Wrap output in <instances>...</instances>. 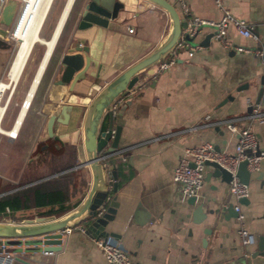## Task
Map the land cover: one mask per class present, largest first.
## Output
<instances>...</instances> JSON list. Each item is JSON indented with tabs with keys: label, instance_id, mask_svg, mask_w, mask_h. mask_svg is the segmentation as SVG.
Here are the masks:
<instances>
[{
	"label": "crops",
	"instance_id": "crops-1",
	"mask_svg": "<svg viewBox=\"0 0 264 264\" xmlns=\"http://www.w3.org/2000/svg\"><path fill=\"white\" fill-rule=\"evenodd\" d=\"M183 1L186 13L180 12L178 5L174 4L182 18L196 15L216 19L219 16L220 11L213 0ZM125 2L116 18L110 19L106 27L92 26L74 35L80 43L88 44L90 65L72 90H67L66 83L56 84L51 81L57 73L59 55L68 42L75 40L70 37L72 24L66 27L60 40L55 68L48 74L35 100V112L42 113L45 120L50 109L52 114H56L62 102L80 103L77 122L65 124L61 134L55 130L63 146H74L77 161L83 158L80 117L90 98L84 91L85 87L88 84V87L92 84L101 86L119 69L148 51L160 40L168 26V15L162 8L144 0ZM222 2L230 12L251 25L255 38L239 34L229 24L222 38L211 35L206 45L198 44L191 54H187L188 45L197 43L205 33L212 30L209 25H202L192 40L181 39L175 47L174 61L165 69L154 76L147 69L140 71L131 88L120 93L122 99L113 113L112 129L118 126L115 147L129 148L124 152V160L113 155L107 158L108 173L113 178L110 170L115 162L120 161L126 171H131V176L115 193L118 204L106 228L116 235L107 236L127 250L134 264H264V256H249L248 250L253 248V242L242 244L239 241L236 233L238 223L234 216L224 218L219 213L216 219L206 215L199 221H193L192 218H199L202 213L191 214L192 206L185 201L186 197L181 195L178 183L170 176L173 165L186 145L207 139L217 144L219 149L231 150L236 132L224 126H189L198 122L206 112L216 118L247 111V106L255 102L260 85L259 76L264 72V64L256 50V46L264 42V0ZM56 21L49 29L48 37ZM127 25L132 26L131 31L127 30ZM236 44L248 49L237 50L234 47ZM242 84L246 85L236 89ZM257 102L264 107V79ZM2 104L5 108L0 117V125L7 108L8 95L5 99L0 97ZM18 112L17 109L8 116L9 125L1 127L11 129ZM24 115L25 112L15 135L0 132L9 143L0 148V183H19L12 188L21 187L68 168L80 167L87 178L84 195L90 181L87 166L72 164L59 169V166H50L47 160L34 159V144L43 137L41 134L44 135V131L31 132L33 118L22 130ZM242 123L239 121V124ZM251 125L258 141L264 142V121H253ZM176 128L179 131L170 132ZM70 129L75 137L69 135ZM157 133L162 135L151 138ZM210 170L212 166L205 164L204 173ZM247 184L248 201L240 203L243 213L241 222L255 240L257 234L264 231V176L262 180H250ZM196 196L203 201L202 212L220 200L234 202L226 183L213 175L203 179ZM42 208H18L2 214L0 220L18 221L25 216L38 215V210ZM77 223L83 225V221ZM206 226L210 228L209 232L203 231ZM4 239L0 238V242H4L3 250L12 254L7 264H23L19 257L28 260V264H104L103 255L94 244L93 237L77 227H72L68 232L63 231L61 246L53 251L29 253L24 250L23 243L17 244L14 239L11 242L6 240L5 243ZM8 246L12 249H7ZM2 252L0 249V256Z\"/></svg>",
	"mask_w": 264,
	"mask_h": 264
},
{
	"label": "water",
	"instance_id": "water-1",
	"mask_svg": "<svg viewBox=\"0 0 264 264\" xmlns=\"http://www.w3.org/2000/svg\"><path fill=\"white\" fill-rule=\"evenodd\" d=\"M152 5L162 8L168 15V26L158 42L148 51L137 57L135 60L119 69L114 75L107 79L86 102L80 119V145L82 147L83 158L73 166L85 165L90 173L88 188L81 200L72 208L65 212L54 215L38 214L22 217L18 221L0 220V238L11 239L17 244L23 243L25 251L34 253L38 251H53L61 246L63 228L72 226L78 221H83V232L88 236L97 237L116 235L115 232L106 228V225L114 217V212L118 201L116 200L115 172L110 170L112 181L108 187L106 181V166L99 159L100 155L112 150L116 145L118 126L112 129L113 113L109 108V103L128 88L136 79L137 74L148 69L156 61L162 59L169 51L183 38L192 40V36L187 31L182 30L186 25V18L180 17L171 0H144ZM124 0H88L80 12L76 28L83 31L92 26L106 27L110 19L116 18L118 10L125 6ZM135 4H139L135 2ZM17 9L16 0H6L0 11V37L6 36L7 27L10 26ZM213 30L205 33L197 44L206 45ZM5 41L0 38V47L5 46ZM260 50L259 57L264 64V42L256 46ZM88 44L80 43L78 40L70 41L66 44L63 52L57 59V73L51 78L52 83H66L67 90H72L73 85L84 77V73L89 67V56L87 54ZM264 72L260 73L256 96L257 102L262 92ZM14 84V83H13ZM237 86L236 89L244 87ZM230 97V96H228ZM77 101L62 102L56 114L48 115L45 120V130L47 135H52L57 140H61L59 134L53 129L55 125L68 124L71 117L77 114ZM251 105L247 106V110ZM104 122V123H103ZM218 149V145L214 144ZM108 164L107 159L104 160ZM205 164L212 166V170L206 171L203 179H208L210 175L218 176L225 183L229 179V173L214 160H204ZM235 173L239 180L248 183L250 180H262L264 176V159H260L256 169L247 170L245 160H240L236 165ZM185 201L192 206L191 214L197 212L201 217L193 221H199L206 215L211 219H216L221 213L224 218L234 216L231 201H217L214 205H209L203 212V201L195 195H188ZM240 203H247L248 198L241 196L237 199ZM104 205L100 214H95L96 209ZM209 227H204V232H209ZM22 240V241H21ZM254 246L248 250L249 256H264V231L257 234L253 240ZM4 242H0V245ZM23 264L29 261L20 258Z\"/></svg>",
	"mask_w": 264,
	"mask_h": 264
},
{
	"label": "built area",
	"instance_id": "built-area-1",
	"mask_svg": "<svg viewBox=\"0 0 264 264\" xmlns=\"http://www.w3.org/2000/svg\"><path fill=\"white\" fill-rule=\"evenodd\" d=\"M6 0H0V11ZM17 9L15 16L10 26L7 27L6 36L12 37L11 28L18 15L21 7L26 3V0H16ZM173 4H177L179 11L186 13L187 8L183 0H171ZM220 13L216 19L203 18L196 15L186 18V25L182 30L187 31L190 35H194L201 29L202 25H209L214 31L213 36L216 38H222L225 33L226 27L231 24L236 31L241 35L251 36L255 38V34L252 32L251 25L243 18L234 15L223 5L222 0H213ZM1 26V23H0ZM127 30L131 31L132 26L127 25ZM180 41L167 53L162 59L156 61L147 70V72L154 76L160 70L165 69L175 59V47L178 46ZM198 47L197 43L188 45L187 54H191L194 48ZM237 50H247L248 48L236 44L234 46ZM257 53H260L259 49H256ZM133 83L126 88H131ZM122 95H117L108 105V108L114 112L117 104L121 101ZM242 121V124H239ZM253 121H264V107L258 102L251 104L250 109L238 114L230 116H222L212 118L208 112L204 113L201 118L195 124L189 126V128L201 127V126H224L227 129L236 132V138L232 145L231 150L216 149L214 143L211 140H201L194 145H186L182 148L176 163L171 169V179L177 182L181 195L186 197L188 195H197L199 187L203 181L204 175V160H214L221 167L229 173V179L226 182L228 191L234 197L233 209L236 211L234 219L236 220L237 227L236 233L239 241L242 244H250L253 242V234L243 226L241 220L243 213L240 210V202L237 199L241 196H246L248 193V184L242 182L237 177L235 170L236 165L240 160H245V167L247 170L256 169L258 167L260 159H264V142H259L252 129ZM179 131V128L170 130V132ZM160 133L152 136L151 138L160 137ZM129 146L115 147L112 150L100 155V160L104 162L110 156H118L120 159H125L124 152ZM113 178L109 176L108 169L106 170V181L108 187L111 184ZM7 210V207H5ZM104 205L99 206L96 209L95 214H100L103 211ZM72 227L83 229L81 223H76L72 226H65L63 231L68 232ZM94 244L101 251L104 259V264H134L127 250L114 241L112 238L106 236H97L93 238ZM0 249L3 251L0 256V264H7L11 258L10 252L3 250V244L0 245Z\"/></svg>",
	"mask_w": 264,
	"mask_h": 264
},
{
	"label": "rangeland",
	"instance_id": "rangeland-1",
	"mask_svg": "<svg viewBox=\"0 0 264 264\" xmlns=\"http://www.w3.org/2000/svg\"><path fill=\"white\" fill-rule=\"evenodd\" d=\"M85 0H77L76 7L74 8V15L77 11V8L79 7V4H82ZM66 0H52L51 1V6L49 7L46 16L43 20V23L40 27V31L38 32L40 37L47 38L49 29H51L56 21L57 16L59 17L60 15V10L64 6ZM125 2V0H124ZM128 4V2H127ZM62 11V10H61ZM60 12V13H59ZM59 14V15H58ZM61 31H59L57 39L54 43V46L51 50V53L49 54V57L46 61V64L40 74L41 78L39 77L38 83L36 84V87L34 88L31 101L29 103V106L27 107V111H25L24 119L21 125V129L24 130L25 127L27 126V123L29 120L33 118V124L31 126V132L36 133V132H43V122L45 120V117L43 116L42 113H36L35 112V100L37 98V95L39 94L40 88H42L44 81L46 80L47 76L49 73H51L56 65V58H57V53L59 50L60 46V40L62 37V34H64V29L61 28ZM80 31H76L75 35H79ZM50 37V36H49ZM2 38L6 45L0 47V79L3 81L7 80L6 72L8 70V66L10 64L12 55L15 51L16 45H17V40L13 37H7L3 36L0 37ZM190 41V39H189ZM31 47L30 52L28 53V56L26 58V61L24 63V66L17 78V80L14 82L12 85V89L10 93L8 94V88H5L3 91H0V97L1 99H5V96L8 95V104L7 108L4 113V118L1 121V126L9 125L10 123V118L9 120L7 119L8 116L12 113H14L15 110L20 109L22 102L24 100V97L26 95V91L31 83V80L33 79V76L36 72V69L38 67V64L41 60V57L43 56V52L45 51V46L38 41H35ZM26 64V65H25ZM21 75V76H20ZM41 80V81H40ZM40 81V82H39ZM89 85V84H88ZM88 85L85 87V90L87 92V95L91 97V95L100 87L98 84H92V86L88 87ZM35 95V96H34ZM81 106L77 107V114L73 117H71L70 123H76L78 120V116L80 113ZM48 113V111H47ZM81 118V117H80ZM76 125V124H74ZM53 129L57 130L60 134L63 132L61 130L64 129V125H55L53 124ZM21 130V131H22ZM69 135L72 134L75 137V133L72 131V129L68 130ZM41 136H44L41 134ZM9 144L8 141H6L5 136L0 133V148L5 147V145ZM68 150V148H66ZM59 164L58 166H60ZM7 249H12L11 246L6 247Z\"/></svg>",
	"mask_w": 264,
	"mask_h": 264
},
{
	"label": "trees",
	"instance_id": "trees-1",
	"mask_svg": "<svg viewBox=\"0 0 264 264\" xmlns=\"http://www.w3.org/2000/svg\"><path fill=\"white\" fill-rule=\"evenodd\" d=\"M104 123V122H103ZM66 150L59 155V169L70 167L74 160L75 148L73 145L63 146ZM80 167L68 168L55 175L37 182L12 188L19 183H0V216L18 208L30 206L43 207L39 214L52 213L58 215L75 205L84 193L87 178ZM115 172L116 191L131 176L130 170H125L124 165L118 161L112 166ZM7 207V210L5 209Z\"/></svg>",
	"mask_w": 264,
	"mask_h": 264
},
{
	"label": "bare ground",
	"instance_id": "bare-ground-1",
	"mask_svg": "<svg viewBox=\"0 0 264 264\" xmlns=\"http://www.w3.org/2000/svg\"><path fill=\"white\" fill-rule=\"evenodd\" d=\"M51 1L52 0H26V3L19 10L18 15L11 28V35L17 40V45L8 66V70L6 72L7 80H0V91H3L8 87L11 91L12 85L17 80L24 66L28 53L30 52L31 47H33L32 45L35 41L41 42L45 46V51L43 52V56L41 57L33 79L31 80V83L26 91V95L19 109L14 126L11 129L6 130L0 125V132H3L9 136L15 135L16 128L21 121L25 110L29 106L34 88L38 83L39 77L41 78L40 74L46 64L49 54L51 53L54 42L57 39L56 37L58 36L59 31H61L60 28L62 23H64L63 20H65V16H67L66 13L68 11V8L72 3V0H66L50 37L43 38L39 36L38 32L40 31V27L46 16V13L51 6ZM4 108V104L0 105V117L4 111ZM52 113V109H50L48 115H53Z\"/></svg>",
	"mask_w": 264,
	"mask_h": 264
},
{
	"label": "flooded vegetation",
	"instance_id": "flooded-vegetation-1",
	"mask_svg": "<svg viewBox=\"0 0 264 264\" xmlns=\"http://www.w3.org/2000/svg\"><path fill=\"white\" fill-rule=\"evenodd\" d=\"M87 1L88 0H85L82 4H79V7L77 8V11L74 15L73 13L75 11L74 8L76 7L77 0H72L71 1L72 3L70 4L68 11L66 13L67 16H65L64 18L65 20H63L64 23H62L61 28H63L64 30L68 25L72 24L70 30V37L72 39L77 40V38L74 37L75 32L79 31V29L76 28V23L79 19L80 12L84 6V3ZM122 8H120L119 10H121ZM43 131H44V136L41 139H38L34 144L35 147L32 152V157L38 161L47 160L48 162L51 163L50 166H58L60 164L59 155L63 154L64 151H66L65 148L63 147V141L57 140L52 135H47L45 126ZM75 155L76 154L74 153V160L77 161Z\"/></svg>",
	"mask_w": 264,
	"mask_h": 264
}]
</instances>
